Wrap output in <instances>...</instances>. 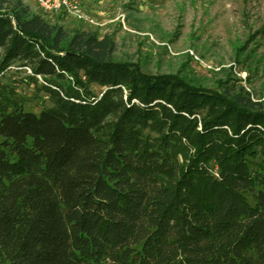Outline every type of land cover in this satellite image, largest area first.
Masks as SVG:
<instances>
[{
    "label": "trees",
    "instance_id": "trees-1",
    "mask_svg": "<svg viewBox=\"0 0 264 264\" xmlns=\"http://www.w3.org/2000/svg\"><path fill=\"white\" fill-rule=\"evenodd\" d=\"M116 54L0 0V264H264V98Z\"/></svg>",
    "mask_w": 264,
    "mask_h": 264
},
{
    "label": "rangeland",
    "instance_id": "rangeland-1",
    "mask_svg": "<svg viewBox=\"0 0 264 264\" xmlns=\"http://www.w3.org/2000/svg\"><path fill=\"white\" fill-rule=\"evenodd\" d=\"M20 1L52 24L111 36L116 58L137 63L145 74H177L214 90L226 82L264 98V0H83L84 13L98 26ZM38 85L13 68L0 77V90L14 88L24 110L34 113L41 98L49 106ZM92 90L99 94L103 88Z\"/></svg>",
    "mask_w": 264,
    "mask_h": 264
},
{
    "label": "built area",
    "instance_id": "built-area-1",
    "mask_svg": "<svg viewBox=\"0 0 264 264\" xmlns=\"http://www.w3.org/2000/svg\"><path fill=\"white\" fill-rule=\"evenodd\" d=\"M36 5L47 14L62 13L91 26H98L94 18L83 11V0H33Z\"/></svg>",
    "mask_w": 264,
    "mask_h": 264
}]
</instances>
